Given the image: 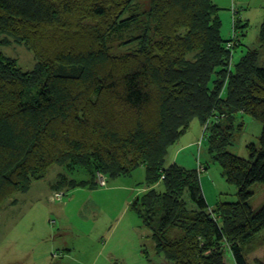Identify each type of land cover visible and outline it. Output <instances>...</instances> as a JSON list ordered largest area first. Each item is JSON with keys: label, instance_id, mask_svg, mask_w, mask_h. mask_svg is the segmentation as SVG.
Returning a JSON list of instances; mask_svg holds the SVG:
<instances>
[{"label": "trees", "instance_id": "obj_1", "mask_svg": "<svg viewBox=\"0 0 264 264\" xmlns=\"http://www.w3.org/2000/svg\"><path fill=\"white\" fill-rule=\"evenodd\" d=\"M144 1L150 8L140 13ZM220 11L213 0H0V46L11 37L37 59L23 70L0 48V212L56 163L89 176L63 174L54 190L97 188V171L108 181L143 166L148 189L132 206L157 256L231 264L229 251L232 264H249L243 245L264 230V206L248 203L251 185L264 183V129L249 158L227 147L245 126L238 114L264 123V65L257 50L233 62L241 44L223 38ZM141 23L138 48L109 53L111 35ZM195 119L212 122L209 151L238 187V200L214 211L201 185L206 167L166 166ZM143 253L157 264L145 245Z\"/></svg>", "mask_w": 264, "mask_h": 264}, {"label": "rangeland", "instance_id": "obj_2", "mask_svg": "<svg viewBox=\"0 0 264 264\" xmlns=\"http://www.w3.org/2000/svg\"><path fill=\"white\" fill-rule=\"evenodd\" d=\"M214 1L224 8L220 11L223 19L221 33L226 39L235 36L234 15L243 22L247 19L250 22L245 36L240 37L241 29H236L241 45L234 49L233 62H237L248 50H257L259 63L264 65V46L260 40L264 0ZM149 8L148 1L140 2V13ZM124 16L127 17L128 13ZM142 32L141 23L111 35L107 43L109 53L124 55L132 52L139 47ZM7 39L10 42L0 46L3 53L15 58L23 70L35 69L37 59L33 52L25 44L17 43L11 37ZM236 119V124L242 122L245 126L236 132L227 150L249 158L248 146L259 143L264 123L249 114H238ZM210 126L209 122L202 126L198 119L193 120L177 146L171 147L166 166L176 148L195 137L198 140L196 145L187 150L185 156L196 150L194 160L207 168L201 174V185L209 209L214 211L223 202H236L238 187L227 182L222 167L209 151L205 130ZM63 174L68 180L89 176L84 168L71 172L66 165L56 163L47 169L44 178L34 181L28 191L17 193L4 204L0 212V264H150L143 253V245L155 263H168L163 256L156 255L152 232L132 206L135 196L140 194L138 191L146 187L143 166L130 174L108 179L106 187H97L95 191L83 187L74 190L64 187L53 191L52 183L54 185ZM96 178L107 182L98 171ZM157 188L162 190V183ZM250 190L252 195L248 203L256 211L264 206V183L256 182ZM104 244L106 247L101 256L98 253ZM67 248L71 250V256L65 250ZM243 252L249 264H264V230L243 245ZM107 255L111 256V263H108ZM226 256L228 260L230 257L231 264L234 263L229 251Z\"/></svg>", "mask_w": 264, "mask_h": 264}, {"label": "crops", "instance_id": "obj_3", "mask_svg": "<svg viewBox=\"0 0 264 264\" xmlns=\"http://www.w3.org/2000/svg\"><path fill=\"white\" fill-rule=\"evenodd\" d=\"M214 1V0H213ZM215 2V1H214ZM215 4H217L216 2H215ZM220 7V6H219ZM226 8H227V5L225 6ZM221 8V10H224V8H222V7H220ZM220 17H221V19H222V16L220 15ZM233 26H234V31H235V36H233V37H237V39H238V43L240 42V40H239V36L238 35H236V32H237V30L236 29H238L239 27V29H241L240 30V37H243L242 36V34L244 33V36L246 35V30L245 29H247V27L249 26V19H247L246 21H242L241 20V18H237V16H233ZM264 20V19H263ZM222 21H223V19H222ZM263 22V21H262ZM262 24V23H261ZM237 25L239 26V27H237ZM222 31V30H221ZM222 36H223V34H222ZM232 37V38H233ZM223 38L224 39H226L224 36H223ZM232 38H227V39H232ZM226 39V40H227ZM240 44H241V42H240ZM200 132H201V130H200ZM198 140H196V138L194 137L193 139H191L189 142H187V143H183V145H180L179 146V148H176V151H175V153H174V155H173V157H172V159H171V161H170V163H178V164H180V165H182V166H184V167H186V168H190V169H195V168H199V166H201V168H202V170H204V166H202V165H200L199 163H197L196 162V160H194V152H196V150L195 151H192L191 153H188V155L187 156H185V152H187V150H189V149H192L195 145H196V142H197ZM174 146H177V143L175 144V145H173V147ZM204 172V171H203ZM53 184V183H52ZM108 185V181L105 183V184H102V185H100V186H98V187H106ZM33 186V185H32ZM116 187H123V186H120V185H117ZM87 188V187H86ZM52 189H53V187H52ZM76 189V188H75ZM90 189V188H89ZM97 188H91V191H95ZM148 188L147 187H144L143 189H141V190H139L138 192L140 193L139 195H137V196H135V199L138 197V196H140L141 194H143L146 190H147ZM71 190H74V189H71ZM53 191H54V189H53ZM107 242H108V240H107ZM107 242H106V244H107ZM106 244H104L103 246H102V248L100 249V251H99V255H101L102 256V253L105 251V247H106ZM140 249H141V247H140ZM65 250H67V252L69 253V256H71L70 255V253H71V250H69L68 248L67 249H65ZM138 252H140V250L138 249ZM106 259H107V261H108V263L110 262L111 263V256H108L107 255V257H106Z\"/></svg>", "mask_w": 264, "mask_h": 264}, {"label": "built area", "instance_id": "obj_4", "mask_svg": "<svg viewBox=\"0 0 264 264\" xmlns=\"http://www.w3.org/2000/svg\"><path fill=\"white\" fill-rule=\"evenodd\" d=\"M233 45H234V42L232 41V42H229L227 46H228L229 48H232ZM208 122H209V124L212 123L210 120H209ZM205 129H206V128H205ZM205 132H206V130H205ZM199 169L202 170L201 166L199 167ZM162 177H164V175H163ZM105 183H106V182H103V184H105ZM56 195H57V194H56ZM61 197H62V195H61ZM56 200H58V199H56ZM60 200H62V198H61Z\"/></svg>", "mask_w": 264, "mask_h": 264}]
</instances>
